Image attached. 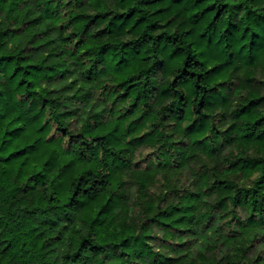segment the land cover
<instances>
[{"label": "clouds", "instance_id": "obj_1", "mask_svg": "<svg viewBox=\"0 0 264 264\" xmlns=\"http://www.w3.org/2000/svg\"><path fill=\"white\" fill-rule=\"evenodd\" d=\"M0 264H264V0H0Z\"/></svg>", "mask_w": 264, "mask_h": 264}, {"label": "trees", "instance_id": "obj_2", "mask_svg": "<svg viewBox=\"0 0 264 264\" xmlns=\"http://www.w3.org/2000/svg\"><path fill=\"white\" fill-rule=\"evenodd\" d=\"M24 147H27V145L25 144ZM24 147H20V148H18L17 151H21V152L24 151ZM13 154H15V153H13ZM23 163H24V158L22 157V158L20 159V161H19V164L22 166ZM37 163L40 164V165H43V164L45 163L44 158H40L39 160H34V161H33V165H35V164H37Z\"/></svg>", "mask_w": 264, "mask_h": 264}]
</instances>
